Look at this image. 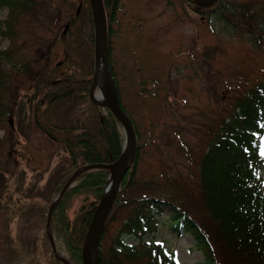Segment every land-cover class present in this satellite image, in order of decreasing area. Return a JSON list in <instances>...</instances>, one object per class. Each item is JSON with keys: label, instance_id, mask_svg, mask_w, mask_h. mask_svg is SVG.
Returning a JSON list of instances; mask_svg holds the SVG:
<instances>
[{"label": "rangeland", "instance_id": "rangeland-1", "mask_svg": "<svg viewBox=\"0 0 264 264\" xmlns=\"http://www.w3.org/2000/svg\"><path fill=\"white\" fill-rule=\"evenodd\" d=\"M256 1L264 5V0H221V3L231 7L232 3L237 6ZM71 3L75 9L79 5L82 9L85 0H38L32 16L18 18L17 41L10 43L11 39L2 37L0 32V50L21 47V61L30 63L32 73L30 78L20 72L14 75V70L5 64V72L12 76L0 81V172L7 179L6 189L0 187V206L4 208V200L10 196L25 208L20 214L14 211L13 204L7 211L0 210V264H57L50 243L69 264H81L78 256L67 251L52 219L46 226L48 208L58 195L53 190L66 172L62 164L64 154L31 122L40 93L37 84H30L37 81L36 72L47 68L49 73L59 74L66 67L62 63L64 42L60 36L66 38L69 49L82 47L81 59H76L79 69H87L93 58L92 21L83 16L78 32L65 29L63 20L57 19L59 14L66 17L74 13ZM216 15L218 12L196 10L185 0H120L108 37L111 63L121 88L120 100L127 108L126 113H132L142 143L148 142L139 151L138 177L152 179L164 189H172V184H176L185 191L173 189L187 201L196 194V165L206 147L209 127L224 114L227 101L264 78V42L257 48L237 34L230 36L220 28ZM8 17L7 7L0 6V31ZM145 78L160 81L156 91L149 84L146 86V92L154 91V96L147 97L145 88L140 86ZM2 83L4 87L11 85L12 96ZM170 89L172 96L167 97ZM219 91L225 93L223 102L218 98ZM25 97L28 98L24 100ZM23 100L29 110L24 116L27 123L21 125L23 135L19 136L16 132L19 121L12 112ZM5 104L11 115H1ZM116 127L124 139L118 122ZM13 134L22 136L18 140L20 149L11 147ZM147 136L155 138L149 142ZM80 205L77 197L66 205L63 216L72 220ZM167 213L166 209L164 216ZM114 228H110V238ZM148 240L175 264L202 261L188 234L175 237L164 224ZM125 242L139 247L134 237Z\"/></svg>", "mask_w": 264, "mask_h": 264}, {"label": "trees", "instance_id": "trees-1", "mask_svg": "<svg viewBox=\"0 0 264 264\" xmlns=\"http://www.w3.org/2000/svg\"><path fill=\"white\" fill-rule=\"evenodd\" d=\"M185 1L195 8V3ZM119 3L120 0H103L109 66L116 84L117 100L125 111L127 108L120 100L121 88L111 63L108 40ZM37 4L38 0H0V6L7 7L9 16L0 31L2 37L10 38V43L17 41L20 32L16 22L21 17L22 20L32 16ZM86 5L85 0L82 9L80 5L75 9L71 3L74 13L66 17L59 14L57 19L63 20L65 29L79 32L83 16L91 22ZM201 10L218 12L215 17L220 22V28L230 36L237 34L239 39L257 48L263 44L264 5L258 1L237 3V6L232 3L229 7L219 0L210 8ZM60 38L64 42L61 49L62 63L66 67L59 74L49 73L47 68L36 72L37 81L33 80L30 84H37L40 93L34 103L35 114L31 122L64 154L62 164L66 172L56 184L54 195L59 194L75 175L71 186L54 207L51 219L57 233L64 239L67 251L70 250L80 259V249L88 225L108 178V169L101 166L118 160L124 139L117 132V122L109 111L93 104L89 98L93 76L92 59L87 69H79L76 59H81L82 47L69 49L65 44L66 38ZM20 48L0 50L1 82L12 76L5 72V64L14 70V75L20 72L23 76L32 77L30 63L21 61ZM147 84L155 91L161 85L158 79L145 78L141 81L140 86L143 90L145 88L147 97L154 96V91L146 92ZM4 90L12 96L10 84ZM219 93L218 98L223 102L226 99L225 93ZM168 96H172L171 89L167 92ZM24 100L20 105L16 104L12 112L19 121L16 131L19 136L23 135L21 125L27 123L24 116L29 110ZM227 102L224 114L207 131L206 147L196 165V194L194 197L190 195L189 201L179 197L180 193L173 188L181 187L176 184H172V189H164L152 179L143 180L138 177L141 158L139 151L148 142L142 143V135L129 111L137 136V147L103 227L96 251V264H175L169 256L164 255L160 247L150 244L148 240L150 236L153 238L163 224L175 237L188 234L192 238L193 248L202 256V261L197 264H264V78ZM74 109L76 113H73ZM10 110L8 104H5L1 115H11ZM17 134H13L11 147L15 145L20 149L18 140L22 136L18 137ZM154 138L148 137L147 141L151 142ZM95 165L100 166L90 168ZM2 175L3 172H0V187L3 190L6 189L7 179ZM135 190H139V193ZM77 197L81 205L75 217L69 220L63 216L66 205ZM4 203V208L0 206V210L7 211L11 204L16 206L14 211L17 214L25 210L10 196ZM166 209L168 215L164 216ZM111 226L115 227V232L110 238ZM130 237L137 240L139 247L126 244L125 239ZM55 262L61 264L58 260Z\"/></svg>", "mask_w": 264, "mask_h": 264}, {"label": "water", "instance_id": "water-1", "mask_svg": "<svg viewBox=\"0 0 264 264\" xmlns=\"http://www.w3.org/2000/svg\"><path fill=\"white\" fill-rule=\"evenodd\" d=\"M195 2L198 7H210L215 4L218 0H189ZM92 27H93V43H94V77L96 76L97 69L99 67L103 70V80L100 86L102 93V102L95 101L92 95V88L90 91L91 101L101 107H106L111 113L115 121H117L123 129L124 132V146L123 150L118 158L113 164L103 165L109 170L108 180L106 187L104 188L103 194L101 195L99 204L97 205L95 212L89 223L84 242L81 250V264H95V253L97 251L100 236L103 230V226L107 219L108 214H110L112 205L119 191V187L123 176L131 165L136 150V134L134 131L133 124L126 113L122 110L119 101L117 100V91L114 79L108 63V53H107V40H106V27L104 20L103 11V0H88ZM92 79V80H93ZM94 81V80H93ZM100 165H95L93 167H99ZM75 175L68 181V183L62 189L59 197H62L63 193L67 190L69 184L74 179ZM57 202H54L48 211L47 226L50 222L51 211ZM52 245V250L55 256L61 260L57 253L56 248ZM64 264H67L63 262Z\"/></svg>", "mask_w": 264, "mask_h": 264}, {"label": "bare ground", "instance_id": "bare-ground-1", "mask_svg": "<svg viewBox=\"0 0 264 264\" xmlns=\"http://www.w3.org/2000/svg\"><path fill=\"white\" fill-rule=\"evenodd\" d=\"M102 78H103V70L101 67H99L97 69L96 76L93 79L94 82H93V91H92L94 100L98 102H102V93H101V90L99 89L101 86L102 80H103ZM95 91H97V93H95ZM61 259L68 262L67 258H61Z\"/></svg>", "mask_w": 264, "mask_h": 264}]
</instances>
